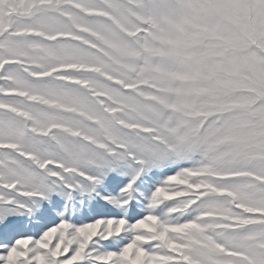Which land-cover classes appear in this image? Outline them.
Here are the masks:
<instances>
[{"label": "snow or ice", "instance_id": "obj_1", "mask_svg": "<svg viewBox=\"0 0 264 264\" xmlns=\"http://www.w3.org/2000/svg\"><path fill=\"white\" fill-rule=\"evenodd\" d=\"M0 264H264V0H0Z\"/></svg>", "mask_w": 264, "mask_h": 264}]
</instances>
